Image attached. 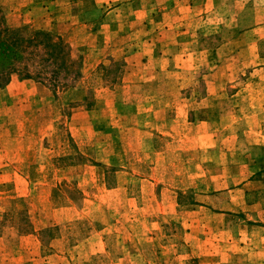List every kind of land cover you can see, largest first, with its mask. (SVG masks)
I'll use <instances>...</instances> for the list:
<instances>
[{
    "label": "rangeland",
    "instance_id": "rangeland-1",
    "mask_svg": "<svg viewBox=\"0 0 264 264\" xmlns=\"http://www.w3.org/2000/svg\"><path fill=\"white\" fill-rule=\"evenodd\" d=\"M0 25L82 60L66 88L14 73L20 95L0 91V264H264L262 184L217 194L254 167L216 178L264 162L247 133L264 130V0H0Z\"/></svg>",
    "mask_w": 264,
    "mask_h": 264
},
{
    "label": "trees",
    "instance_id": "trees-1",
    "mask_svg": "<svg viewBox=\"0 0 264 264\" xmlns=\"http://www.w3.org/2000/svg\"><path fill=\"white\" fill-rule=\"evenodd\" d=\"M81 62L60 35L28 26L0 25V86L17 73L22 79L47 80L66 88L80 76Z\"/></svg>",
    "mask_w": 264,
    "mask_h": 264
},
{
    "label": "crops",
    "instance_id": "crops-1",
    "mask_svg": "<svg viewBox=\"0 0 264 264\" xmlns=\"http://www.w3.org/2000/svg\"><path fill=\"white\" fill-rule=\"evenodd\" d=\"M264 68V67H261V69ZM238 69H241V68H238ZM237 67L236 66H233L232 67V71L230 73L227 74V78L226 79H219V80H212L210 81L211 85L209 84V82H206V85L210 88H212V90L205 96V99L207 101H212V99L214 97H212L213 93H214V87H220L222 88L226 83L230 82V81H233L234 79V76L235 74L237 73ZM236 72V73H235ZM23 82L18 80V81H10L9 84H7L4 88H0V91H3V96H6L7 94H9V98L10 99H13L16 97V95H20L17 93V91H15V87H17L18 85L22 84ZM209 91V89H208ZM1 96V95H0ZM27 97H30V95H26L24 96L23 95V99L25 100V98ZM214 99H217V98H214ZM2 101V100H0ZM2 102H0V106H1ZM201 123H208V121H205V120H202ZM253 131V132H252ZM264 130H261L260 131L258 129H254V128H250L248 130L247 133H263ZM72 135L74 137L76 136H89V134H80V133H73L72 132ZM216 135L215 132H210L209 130H204V132L202 133V138L204 136H211L212 138H214V136ZM248 135V134H247ZM45 136H42V138H44ZM216 140V139H215ZM236 141H237V138H236ZM252 143H260V141H255V142H252ZM215 145H216V141H215ZM217 163H220V165L224 166L225 169H228V174H221L219 173L216 178H224L225 180H230V179H235V177H237L239 175V173H241V169H240V166H245L246 163L248 164V166L250 168L253 169L254 167V170L250 171L249 173V176L246 177V178H242L240 180H238L236 183H234V186H226V188L224 189H220L218 191L217 194L220 195H226V193L228 192H232V191H235V190H241V189H244L246 186L248 185H252L253 183L255 185L257 184H262L258 187H256V191L253 193V194H257L259 196V199L260 197L262 196V194H264V183H262L263 181L261 180L262 179V176L263 175H260L259 172L263 171L264 170V162L262 161H256V159L254 160H251V162H217ZM6 165H10L8 163H6ZM86 165V164H85ZM82 166L81 164L78 165V167ZM196 166H199L200 168H204L207 166L206 162H201V163H198ZM207 175L206 173H201V174H198L197 176L198 177H203ZM18 181H22L21 180V176L16 173V180H15V183L16 185L14 186V189H12V191L14 192L15 190L18 191ZM24 182H26V184L28 185L29 184V181H28V176H26L24 178ZM17 196H27V193H19V194H14V196H12L13 198L17 197ZM213 195L211 193H209L208 191H201V192H198L196 193V200L199 202V204H197L196 206H198V209H203V208H206L205 205H208V200L206 199H209L210 197H212ZM255 205V204H254ZM256 206V210H258V216L260 218H251L254 220V225L253 227L254 228H260V229H264V226H262L261 224H264V218L262 217V215L264 214V203H260V202H257V204L255 205ZM257 206L259 207L260 206V209H257ZM216 208V207H215ZM220 214H225L224 212H221ZM219 232L220 235H222V237H220L217 241V244L218 245H221V240H223L224 242H227L229 241L230 239L233 241L234 240V237L229 235V237L227 239H225L223 236L225 235H228L230 234V227L229 225L225 226L223 225L220 229L217 230ZM239 239V238H238ZM241 240V239H240ZM214 244V243H212Z\"/></svg>",
    "mask_w": 264,
    "mask_h": 264
}]
</instances>
